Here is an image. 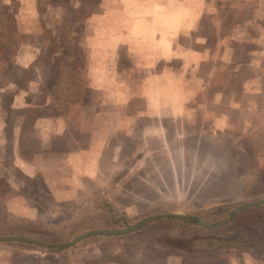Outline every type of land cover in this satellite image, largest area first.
Listing matches in <instances>:
<instances>
[{
  "label": "rangeland",
  "instance_id": "1",
  "mask_svg": "<svg viewBox=\"0 0 264 264\" xmlns=\"http://www.w3.org/2000/svg\"><path fill=\"white\" fill-rule=\"evenodd\" d=\"M2 109L29 129L63 117L94 170L67 202L34 183L26 217L0 177V236L65 244L0 241V264L264 260V203L73 244L264 199V0H0Z\"/></svg>",
  "mask_w": 264,
  "mask_h": 264
},
{
  "label": "crops",
  "instance_id": "2",
  "mask_svg": "<svg viewBox=\"0 0 264 264\" xmlns=\"http://www.w3.org/2000/svg\"><path fill=\"white\" fill-rule=\"evenodd\" d=\"M11 112H14L12 108ZM7 114L8 111L5 109L0 110V177L6 178L5 184L9 190L16 191L6 199L8 212L26 217L33 215L40 208V204L35 202L33 189L26 190L34 186V183L40 186L39 192L43 197L45 193L58 203L70 201L77 198L76 195L84 194L86 186L82 187V185L94 170L93 140L88 143V140L71 143L70 135L74 132L67 126L63 117L53 116V119H57L54 122L47 121L46 118L40 121V118H37L29 129L24 123L25 118L23 116L20 118V115L13 116L12 113L9 122L4 121V119L8 120ZM6 126L8 130L11 128L9 140ZM98 155L102 157L101 148ZM248 255L243 258L238 256L236 260L233 257L221 260L218 257L204 258L199 257V254H187L181 256V261L169 258L168 264L173 262L174 264H264V260ZM123 257L126 259L108 258L102 260V264H144L139 256Z\"/></svg>",
  "mask_w": 264,
  "mask_h": 264
},
{
  "label": "water",
  "instance_id": "3",
  "mask_svg": "<svg viewBox=\"0 0 264 264\" xmlns=\"http://www.w3.org/2000/svg\"><path fill=\"white\" fill-rule=\"evenodd\" d=\"M262 203H264V199H260V200H257V201H253V202H249V203L243 204L240 207H238L237 209H235V211H234V213H233L231 218H229V219H227V220H225V221H223L221 223H218L216 225H209L202 219H199V224L202 225L203 227H206V228H216V227L222 226V225L226 224L227 222H229L232 218H234L237 215V213L241 209H243L245 207L257 205V204H262ZM159 216L189 217V216H193V215H187V214L178 213V212L168 213V214H161V215L160 214L159 215H154V216H151V217L147 218L143 222L139 223L135 227H131L129 229H97V230L86 232L83 235H81L80 237H78L74 241L73 244L78 243L83 238H86V237H89V236L95 235V234L118 235V234L129 233V232H132V231H134L136 229H139V228L143 227L145 224L150 222L151 219H153L155 217H159ZM0 241H5V242H8V241L31 242V243H35V244H38V245H41V246H44V247H47V248L54 247V246H56V247L65 246V244L53 245V244H50V243H46V242L40 241V240L35 239V238L18 237V236H6V237H1L0 236Z\"/></svg>",
  "mask_w": 264,
  "mask_h": 264
},
{
  "label": "trees",
  "instance_id": "4",
  "mask_svg": "<svg viewBox=\"0 0 264 264\" xmlns=\"http://www.w3.org/2000/svg\"><path fill=\"white\" fill-rule=\"evenodd\" d=\"M185 219H188L191 223L199 224V217L197 216H189V217H183Z\"/></svg>",
  "mask_w": 264,
  "mask_h": 264
}]
</instances>
